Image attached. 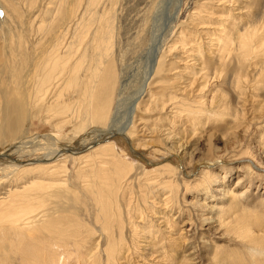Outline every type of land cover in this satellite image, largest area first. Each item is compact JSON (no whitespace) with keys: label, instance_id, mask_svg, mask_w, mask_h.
<instances>
[{"label":"rangeland","instance_id":"rangeland-1","mask_svg":"<svg viewBox=\"0 0 264 264\" xmlns=\"http://www.w3.org/2000/svg\"><path fill=\"white\" fill-rule=\"evenodd\" d=\"M82 1L0 0L5 8L2 10L3 7H1L0 10L6 13L0 15V56L2 57L0 58L5 60L7 72L4 74L5 69L3 72L0 70L2 75L0 76V108L5 102V105L9 103L13 113L11 116L16 120L19 119L15 117L17 102L15 97L18 98V96L14 85H20V81L17 80L19 74L28 73L29 58L35 40L33 28L36 26L44 28L43 30L49 34L57 32L60 37L57 36L56 40L65 38L64 34L75 33L73 19L78 6L86 3V0ZM41 6L42 8L44 6L43 10ZM106 7L107 9L103 11L105 14H102L104 16L102 25L107 22L112 23L110 29L106 31V28L103 32V34L109 32L107 35L111 36V43L105 44L103 55L105 62L101 61V66L99 62L95 64V54L92 58L93 63L87 53L83 59L84 62L82 61L83 64L78 69L80 71L81 68L84 70L91 67V65L87 66L90 62L93 70L89 72L92 73L97 66H100L102 72L98 73L100 76L96 79L97 82L99 80L95 84L96 87L93 85L92 90L87 91L86 85H83L80 97L82 101L75 98L70 102L64 92L72 94V90L66 86L61 92L59 86L58 94L64 98H59L58 104L68 103L70 108L63 112H57L56 108H53V113L46 114L44 106L36 105L35 109H30L32 110L29 115L31 119L27 128L29 135L60 136L64 139V144H68L70 139L74 138L75 141L69 142V145L73 146L80 140L95 138L98 133H101V129L108 128L110 118L124 114L128 96L133 94L144 73L146 54L149 52L151 57L153 52H156V46L159 45L160 51L158 54L156 52L157 64L154 66L156 70L152 73V79L155 80L156 85L154 83L151 85L153 89L150 88V95L141 99L142 103L140 102L138 106L140 112L138 120L141 125L149 126L150 135L142 137L133 130L135 128L132 129L130 126L128 132L134 142L140 143L139 152H144L149 160H160L162 164L175 166L173 173L168 174L167 178L172 179L174 183L172 185L164 183L165 187H161L156 199L161 202L159 201L160 205H156L154 210L153 198L141 195V192L147 191L145 187L143 191L139 190V179L141 180L147 172L145 166H142V163L146 164L145 161L141 159L139 162L132 158L128 145H125L127 141L116 138L119 140L117 147L120 148L118 151L120 159L134 163L131 171L130 166H127L124 161L123 172L128 171L126 174L128 178L125 179L129 183L126 195L123 191L116 194L118 190H114V180V184L105 185L102 183L106 180L105 177L102 180V176L97 178L93 174V168L96 167L93 161L97 162L101 157L108 160V157L96 152L87 159L88 155L81 154L79 157L76 155L80 159L84 157L78 160L76 156L67 154L61 156V159L67 161L65 174L62 176L64 181L57 185L53 184L51 189L44 187L36 191L44 192L45 195L40 199L41 203L33 214L45 213L43 219L50 216L64 224H76L77 221L81 223L80 230L78 229L80 233L74 228L70 232L71 235L76 234L72 231L77 232V238L74 243L73 241L66 243V249L73 254L65 256V264H86L87 262L107 264L109 236L115 240L121 238L124 243V250L122 248V251H119L121 254L116 262L111 264H264V0H111ZM41 10L40 23L36 25L34 13ZM59 30L61 32H58ZM59 33H63V37ZM225 33L229 35L226 34V37ZM6 39H9L8 42ZM244 39L250 40L251 47L248 45V48H242ZM86 41L88 42L89 39L86 38ZM89 44L92 43L89 41ZM5 45L10 49L9 59L3 58L4 48L2 47ZM224 46L226 50H223ZM188 49L192 50L191 54L190 52L186 54ZM82 70L77 71L76 76L78 81L82 79L81 82L84 83L89 73L86 74L87 69ZM10 85L13 91L9 90ZM2 90L9 92L8 98L7 92L5 91L3 95ZM184 90L185 92H182ZM11 96H13L12 99ZM31 98L33 102L35 95H31ZM87 106L91 114L94 113V121L87 123L90 126L83 127L81 117L85 114ZM79 108L80 117L76 116ZM192 108L194 114L191 113ZM196 111L199 113L196 114ZM46 115L50 117V121H46L44 117ZM63 119H67V123H64ZM156 128L161 130L153 132ZM12 138L10 137L8 142L17 141L18 137L12 136ZM1 146L6 148L8 144ZM5 148H2L0 152ZM10 155L15 156V154ZM164 155L167 159H162ZM248 157L249 159H246ZM240 158H243L241 162L231 160ZM251 158L253 160H250ZM220 159L229 162L227 169L223 167L224 169L220 170L219 166L217 167L218 176H223L219 179L222 182L219 181L216 186H214L215 183H208L213 188L207 193L202 188H198L199 181L196 188L195 184L185 186L184 182H192L187 180H192L194 175L187 176L186 173H180L183 165L189 171L198 161H221ZM150 161L155 163L153 160ZM113 166L115 165L107 163V165L96 167L95 171L98 170L99 173L109 171L110 167L114 169ZM37 180H41L39 181L41 183L44 181L43 178ZM119 180L115 188L118 185L122 186V183L125 184ZM99 181L102 184L100 186ZM1 182L3 181L0 180V184L3 185L0 186V191L5 185ZM99 187L105 188L103 194ZM187 187L191 189L187 190ZM106 192L111 196H108ZM97 193L101 194H98L100 197ZM114 204L116 209H113ZM103 205L108 207L110 205L111 211L114 210L113 212L118 214V220L122 217L124 228L111 225V233L103 228V222L100 219L104 213ZM142 212L144 217L138 218ZM33 214L29 213L30 216L26 214L27 218L32 219L35 216ZM135 219L139 225L135 224L132 227ZM140 220L141 223H139ZM148 220L151 223H148V227L144 229L146 235L142 234L146 239L138 241L135 236L133 237L132 228L143 226ZM8 224L9 222L7 225L5 223L6 231L2 229L4 224L0 228V240L4 244L0 248L2 250L0 264H23L29 256L23 249L28 246L31 235L36 233L35 230L41 224L37 225L38 222L21 226L16 224L17 228L15 225L8 226ZM171 230L177 233L172 236V232H167ZM160 231L162 232L161 242L158 239ZM16 235L17 238H15ZM171 238L174 239V244ZM155 243L156 245H153ZM16 244L24 248L21 249ZM77 244H81L79 256L75 249ZM255 248L258 249L254 250ZM3 249L7 254L3 252ZM21 251L24 254H20ZM94 256L100 258L99 263L94 261Z\"/></svg>","mask_w":264,"mask_h":264},{"label":"bare ground","instance_id":"bare-ground-1","mask_svg":"<svg viewBox=\"0 0 264 264\" xmlns=\"http://www.w3.org/2000/svg\"><path fill=\"white\" fill-rule=\"evenodd\" d=\"M109 1H111V0H86L85 1L86 3L84 2L85 4L83 3L84 4L83 6H82V4H80L82 7H80V5L78 6L76 15L74 16L75 18L73 19V26H74V28H76L75 33H72V34L69 33L67 35L64 34L65 38H61L62 40H60V39L56 40V37L58 36L57 32H53L54 34H49L46 30H43L44 28L41 29L38 26H36V28H33L34 30H32V31L34 32V39L35 40L33 41V45H32L33 51L31 53V57L29 58L30 61L27 59L29 61L28 73L27 74L24 73V75H23V73L19 74L17 76V80L20 81V83L18 82L20 85H14L15 89L17 90L16 95L18 96V98L15 97V99H17V102L14 100V102H16V104H15L16 105L15 106L16 107L15 108L16 116L15 115L14 116L16 118L19 117V119L17 118V120H16L14 117L11 116L13 113L10 110L11 106L9 103H7L5 105L6 102L4 101L5 103L3 105V101L1 102L3 107L0 108V110H1L0 114L2 115V116H0V117H2L0 120V141H1L0 143H2L3 145L8 144V146L5 148L4 146L3 147L1 146L2 144L0 145V147H1L0 151L2 150V148H5V149H3L2 152H0V180L3 181L1 183H5L4 187L2 188L3 190L0 191V228H2L1 226H3V224H4V228H2V229L6 231L5 223L7 225V222H9V224L11 223V225L8 224V226H14L15 225V228H17L16 224L17 225L19 224V226H21L22 224H32L34 222H38L37 225H39V223L41 224L38 227L35 225L37 227V229L35 230L36 233H34V235H31L32 237H30L31 240H29V243L26 242V243H28V246L26 248L16 244V246H19L21 249L24 248L23 251L25 253H27V255H29L28 258L26 259L27 261L25 260L26 264H61V263L65 264V262H66V261H64L65 256L66 255L69 256V255L73 254V252L66 249V247H67L66 243H67V241H73V243H74V240L77 238V236H76L77 232L72 231L73 234L76 233L75 235H71L70 232L73 228L80 230V224L81 223L77 221L76 224H64L60 220H57L56 218H52L50 216H48L47 219H43V218H45V213L40 212V213H36V215L33 214V213H35V211L37 210V207L41 203L40 199L43 198V196L45 195L44 192L37 193L36 191L38 189H42L44 187L51 189L53 184L57 185V184L61 183L62 181H64L62 176L65 174L64 169H65V164L67 161L61 159V156H66L68 154L70 156L72 155L73 157H75L76 155L79 157L82 154V155H88L87 157L85 156L87 159L88 157L92 156L93 153L100 152L101 155L108 157V160H105V159H103V157H101V159L98 160L97 162H96V160L93 161V164L97 168L100 165H103V166L107 165V163L110 165L111 164L115 165V166H113L114 169H112L111 167H110V169L108 168L109 171L108 170L102 171L101 169H99L100 171H102L101 173H99L98 170L95 171V169H97L95 167V169L93 168V170H94L93 174H95V176L97 178L102 176V180H104L106 178V180L102 181V183L105 185L114 184L113 183V180H114L115 186H116V183L118 182V180L121 179L125 184L123 185V183L121 182L122 186L118 185L117 188H115V186H113V187H114L115 191L118 190L117 193L115 192L116 194H118L120 191H123L124 195H126V193L128 191L129 183L125 179V178H128V177H126L127 176L126 174L128 171L126 170L127 172H123L125 169L124 168V161L127 164V166H130V168H129L130 170L133 168L134 163L128 162L129 160H125L124 158H123L124 160H121L120 156H119V152H118V151H120V148L117 147V143H118L117 141L126 140L127 142L126 143L124 142V143H125V145H128L129 153H131L132 158L134 157L137 161L139 160V162L142 159L143 161H145L146 164H148V165H146V164L141 162L142 166L144 165L145 168L147 169V172L145 171L146 173L143 175V178L141 176L142 181L139 179V181H140L139 182V185H140L139 190L143 191V189L145 187V189L149 192V193L147 191H146L147 193L141 192V195L143 197L151 196L153 198L154 207L152 206V208L154 210H155L156 205H160V203H159L160 200L157 201L156 199L158 197L157 193L159 194V192L161 191V187H165L164 183H170L171 185H172V183H174L172 179H167V178L169 177L168 174L173 173L175 166L172 167L171 165L165 164L164 162H163L164 164L160 163V160L156 161L154 159H150V160L155 161V163H152L146 157V155H144L145 154L144 152L143 153H141V151L139 152L138 149L140 147V145H139L140 143L138 144V143L134 142V140L130 138V136H131L130 132H128V127L130 126V127H132V129L135 128L133 130H136V132L142 137L145 135H148V134L150 135L149 132H151V131H148L149 126L147 127V126H144L143 124L141 125V122L138 120V116H139L138 114L140 113L138 111V106L141 102V99H144L145 96L147 98L148 94L150 95V88L152 87L151 85H153V83L155 81V80L153 81V79H152V73L154 70H156L154 68V66L157 64L156 56L160 51L159 45L156 46L157 54H156V52H153V55L151 57H149V54H150L149 52L146 54V58L144 59L146 62L144 73L142 74V78L139 80V85H137V87L134 89L135 91L133 92V94L130 97L128 96V99L126 98L127 104L125 103L126 111L124 112V114H122L120 116L118 115L119 117L116 115V116H113L112 118H110L111 120H110V124H109L108 128L105 127L106 129H101L100 130L101 133H98V135L95 138H91L89 140L84 139L83 141L80 140V142H77V143L75 142L77 145L73 146V145H69V144L72 143V141L76 140L74 138L70 139V141H69L70 143L68 142V144H64L63 143L64 139L62 137L60 138V136L54 137V135H52V134L36 135V136H30L29 135V132H28L29 130L27 129L28 125H29V120L31 119L29 115H31L30 111H32L36 105L39 104L40 107L44 106V113H46V114L47 113H53V108H56L57 112H63L64 110H66V109L68 110L70 108V105H67L68 103H65L64 105L58 104L59 98L62 99V97H63V96H60L58 94L57 88L59 86L61 87V92H62L63 88L66 86L69 87L73 91L72 92L70 90L72 93V94L68 93L70 95L66 94L67 92H64V95H67L66 98H69L70 102H71V100H73L75 98L77 100H81L80 97L82 96L81 90H83V88H82L83 85H86L85 89H88L87 91H89V90H92L93 85L96 84V82H97L96 79H98L97 77L100 76V75H98V73L100 71L101 61L105 62V60L103 59L105 44L109 43L110 39H111V36L109 34L107 35V33H109V32H106L104 34H103V32L106 28H107L106 31H108L110 29L112 22L111 23L107 22L105 25L104 24L102 25V22L104 21L103 20L104 16L102 14H105L103 11H104V9H107L106 5L108 4ZM1 2H0V9H1V7H3ZM43 8H44V6H43ZM43 8L41 6L42 10H43ZM4 9L5 8L3 7L2 10H4ZM42 10L36 11L34 13V23L36 22V25H38L40 23ZM0 12H1V10H0ZM108 12H106V14ZM88 15H90V17ZM86 16H88L89 18L88 17L86 18ZM109 19H111L110 16H109ZM30 22H33V21L30 20ZM41 23H43V22L41 21ZM68 24H70V23H68ZM53 25H54V23H53ZM91 25H92V28H91ZM221 25H223V24L221 23ZM68 27H70V25ZM50 28H52V27H50ZM58 32H61V30H59ZM65 33H68V32H65ZM59 34H61V33H59ZM226 34L227 33H225V35ZM227 35H229V34H227ZM227 35H226V37H227ZM58 37H60V36H58ZM62 37H63V35H62ZM86 38L89 39L90 43H92V44H89L90 46L88 45L89 41L87 42ZM245 39L242 41V48H244V49L248 48L249 47L248 45H250L249 44L250 40L245 41ZM8 40H7V42H8ZM4 42H6V41H4ZM221 44H222V42H221ZM221 44H220V46H221ZM226 46H224L223 50H226V48H225ZM228 46H229V44H228ZM250 47H251V45H250ZM254 47H253V49H254ZM2 48H4V54H3L4 57L3 58L7 59L8 56H10L9 46L5 45V47H2ZM91 48H93L92 52H91ZM179 48L183 49L182 47H179ZM249 49L251 51V48H249ZM190 51L192 52V50H189V49L186 50V54ZM169 52H171V51H169ZM191 52H190V54H191ZM87 53L89 55L90 60H92L93 55L95 54V56H94L95 64L97 62H99L100 66H97L95 68V70L91 73L89 71L93 70L92 69V63L89 64L90 60H88L89 63L87 66L91 65V67L89 66L86 68V66H85V68L87 69L86 74L89 73V75H88L87 81H85L86 83L85 82L82 83L81 82L82 79H81V81L80 80L78 81L76 75H77V71H79L78 70L79 67L83 64L82 61L85 58V55ZM109 53H111V52L109 51ZM245 55H246V52H245ZM3 60L4 59L0 60V70L3 72V70L5 69L4 70V74H5V73H7L6 72V64H5V60H4V62H3ZM93 60H92V62H93ZM7 62H9V61H7ZM30 64H31V66H30ZM104 66H105V63H104ZM86 69L82 70V68H81L82 71H85ZM102 69H103V66H102ZM8 72H10V70ZM16 72H17V70H16ZM18 72L20 73V71H18ZM100 72H102V71H100ZM82 74H85V72L84 73L82 72ZM0 76H2V75H0ZM12 76L14 77V74ZM153 78H155V76ZM74 79H76V80L73 82ZM10 80H11V78H10ZM98 82H99V80H98ZM1 85H3V84L1 83ZM8 87L11 88L12 85H10ZM14 87H13V89H14ZM60 87H59V89H60ZM95 87H96V85H95ZM151 89H153V88H151ZM9 90L13 91L12 88ZM3 91L4 90H2V92ZM5 91L3 92V95L5 94ZM61 92H60V94H61ZM182 92H185V90ZM8 93L9 92H7V98H8ZM14 93H16V92H14ZM31 95H35L33 102H31V100H32ZM13 96H11V99ZM91 98H92V95H91ZM0 99H1V96H0ZM83 99H85V97H83ZM154 101H155V99H154ZM82 105H83V102H82ZM82 105H81V107H82ZM145 105L150 106L149 104H145ZM83 107H84V105H83ZM90 107L92 108V106H90ZM145 107L147 108V106H145ZM150 107H148V108H150ZM30 109H32V110H30ZM140 111H141V109H140ZM79 112H80V108L76 112V116H78V117H80ZM81 112H82V110H81ZM84 112H85V114L81 117L83 120L82 126L83 127L90 126V125H87V123H89V121H94V116H93L94 113L91 114V110L88 106L85 108ZM193 112H194V109L192 108L191 113H193ZM195 113L197 114L199 112L196 111ZM50 115H52V114H50ZM44 117H45L46 121H50L49 116L46 115ZM63 120H64V123H67V119H63ZM137 122H138V124H136ZM55 123H57V122L55 121ZM53 125L55 126L56 124H53ZM160 128L153 129V132L160 131L161 130ZM77 130H78V128H77ZM79 130H80V128H79ZM129 131H132V130L129 129ZM78 132H80V131H78ZM78 135H79V133H78ZM115 135H118V136L115 137ZM12 136L14 138L18 137L19 139L17 138V141H14V142H8V139H10V137L12 138ZM116 138H118L119 140H117ZM100 147H103V148H100ZM97 149H99V150H97ZM10 154H13V155L15 154V156H11ZM169 155H170V152H169ZM167 156H168V154H167ZM167 156L164 155L162 157V159H165V158L167 159ZM79 159L80 158H78V160ZM81 159H84V157ZM241 159H243V158L231 159V160H234V161L239 160L240 161ZM246 159H249V157ZM250 160H253V159L251 158ZM170 161H172V160H170ZM219 162H221V163H219ZM179 163H181V162H179ZM215 163H219V164L215 165ZM228 163L229 162L224 161V160H221V161H219V160H208V161H201V162L198 161L195 164H193V166L191 167V170H189V171L186 169V167L182 163L183 166L181 167L182 169H181L180 173H182V172H183V174L186 173L187 176L194 175V176H192V180H187V181H192V182H186V181L184 182L185 186H190V185L195 184V188H196L197 181H199L200 183L198 184V188L199 189L202 188V190H204L207 193L208 190L213 188V186L210 187V185H208V183H210V184L215 183L214 186H216V184L220 181L219 180L220 177L221 178L223 177V176H220V177L218 176L219 172H218L217 167L219 166L220 170L224 169L223 167H225L227 169ZM221 165H223V166H221ZM26 166H27V168H24ZM248 166H250V165L248 164ZM178 167H179V165H178ZM23 168H24V170H22ZM250 168H251V166H250ZM103 170H104V168H103ZM131 171H130V173H131ZM103 172H106V173L102 174ZM229 172H231V171H229ZM165 173H167V174H165ZM103 177H105V178L103 179ZM40 178L44 179L43 183L39 182L41 180H37ZM170 178H171V176H170ZM121 180H119V181H121ZM100 181H99V186L101 184ZM95 182L98 183L97 181H95ZM220 182H222V181H220ZM1 185H3V184H0V186ZM105 185H103V187H105ZM27 187L28 188L30 187V189L32 187L31 191H30V189H27ZM96 187H98V186H96ZM99 188H101V187H99ZM190 189H191L190 187H187V190H190ZM218 189H220V188H218ZM94 190H96V189L94 188ZM104 190H105V188H101L100 192L103 194ZM106 191H109V190H106ZM106 193H108V192H106ZM199 193L200 192H198V194ZM98 194H100V193H97V195ZM116 194H114V195L116 196ZM109 195L110 194L108 193V196ZM114 200H113V202H114ZM110 202H112V201H110ZM108 204H109V201H108ZM199 206H200V204H199ZM109 207H110V205H109ZM109 207L103 205L102 210L104 213L102 214V217H100V219L103 222V224H102L103 228L111 233V229H112L111 227L112 226L113 227H121V228H124V227H123V220L121 219L122 217H120V219H119L120 221H119L118 217H117L118 214L117 213L115 214L113 212L114 210L111 211V209ZM112 207H113V205H112ZM115 207L116 206L114 204L113 209L117 208V207L116 208ZM205 207H207V206H205ZM115 212H117V211H115ZM138 212H139V210H138ZM29 213H32L35 216L32 217V219H31V217L27 218L26 214L29 215ZM158 213L161 214L162 212L158 211ZM143 214H144V212H142L138 216V218H141L143 216ZM100 216H101V214H100ZM160 218H162V216ZM41 219H43V220H41ZM141 222L142 221L140 220L139 223H141ZM148 223H151V222L148 220V222H146L145 225L138 226L137 228L136 227L132 228L131 232L133 233V237L135 236L138 241L140 239H144V240L146 239V237L143 238L144 236L142 234L146 235V232L144 231V229L148 227ZM128 224H129V222H128ZM135 224H138L136 222V219L132 222V227L135 226ZM33 228H32V230L35 229V228L34 229ZM19 230H20V228H19ZM79 230H78V233H80ZM22 231H23V229H22ZM27 232L31 233V231H27ZM167 232H169V233L172 232L173 233L172 236L177 233V232H175V230H171V231H167ZM161 233L162 232L160 231V235L158 236V239H160V242H161ZM21 234H22V232H21ZM23 235H24V233H23ZM7 236H6V238H7ZM15 238H17V235L15 236ZM171 240H172V238H171ZM173 240H172V243L174 244ZM23 241H25V240H23ZM1 242L2 241L0 240V248H1V245L3 244ZM6 244H5V246H6ZM123 244L124 243H123V240L121 238L115 240L114 238L111 239V237L109 236V248H108L109 253L107 256V264H111V263L116 262L117 257L121 254L120 252L122 251V248L124 250ZM80 245L81 244H79V245L77 244V246H75L77 255H78V252L80 251L79 250ZM153 245H156V243ZM16 246H14V247H16ZM9 247L10 246L8 245V249H9ZM96 247H97V245H96ZM138 247H141V246H138ZM16 248H18V247H16ZM257 249L255 248L254 250H257ZM5 250L3 252H5ZM11 250H12V247H11ZM16 250L17 249H15V251ZM0 251L2 253V250H0ZM18 251L19 250H17V252ZM157 251H159V250H157ZM159 252H161V251H159ZM259 252H262V251H259ZM21 253H23V252L21 251L20 254ZM4 254H1V255H4ZM9 255H10V253L8 254V256ZM16 255L19 256L18 254H16ZM165 255H166V253H165ZM21 256H23V255H21ZM68 256H67V258H68ZM160 256H161V254H160ZM25 258H26V255H25ZM21 259H20V261H21ZM166 260H168V259H166ZM11 261H13V260H11ZM94 261L96 263H99L100 258H97L96 256H94ZM25 263L23 262V264H25ZM86 264H90V262H87ZM91 264H92V262H91Z\"/></svg>","mask_w":264,"mask_h":264},{"label":"snow or ice","instance_id":"snow-or-ice-1","mask_svg":"<svg viewBox=\"0 0 264 264\" xmlns=\"http://www.w3.org/2000/svg\"><path fill=\"white\" fill-rule=\"evenodd\" d=\"M0 15H3V13H2V12H0Z\"/></svg>","mask_w":264,"mask_h":264},{"label":"water","instance_id":"water-1","mask_svg":"<svg viewBox=\"0 0 264 264\" xmlns=\"http://www.w3.org/2000/svg\"><path fill=\"white\" fill-rule=\"evenodd\" d=\"M134 152V151H133Z\"/></svg>","mask_w":264,"mask_h":264}]
</instances>
